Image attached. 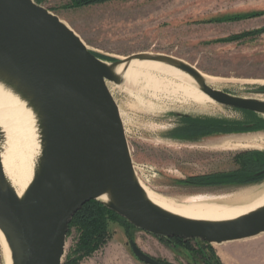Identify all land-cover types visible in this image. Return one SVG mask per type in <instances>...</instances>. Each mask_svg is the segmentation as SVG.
<instances>
[{"label": "water", "instance_id": "95a60500", "mask_svg": "<svg viewBox=\"0 0 264 264\" xmlns=\"http://www.w3.org/2000/svg\"><path fill=\"white\" fill-rule=\"evenodd\" d=\"M133 61L171 66L191 77L217 105L261 118L260 124H227L231 132L215 133L238 138L258 137L264 131V99L259 96L213 88L194 66L166 55L103 59L35 0H0V85L32 112L40 145L32 180L19 195L3 167L0 128V231L12 264H63L70 224L91 201L136 229L169 241L223 244L264 234V206L234 220L214 222L176 215L149 198L134 167L120 108L108 87V83L125 84ZM252 93L264 95V91ZM255 176H264V170ZM129 245L144 264H162L131 238Z\"/></svg>", "mask_w": 264, "mask_h": 264}, {"label": "rangeland", "instance_id": "374dc122", "mask_svg": "<svg viewBox=\"0 0 264 264\" xmlns=\"http://www.w3.org/2000/svg\"><path fill=\"white\" fill-rule=\"evenodd\" d=\"M40 1L103 59L141 53L166 55L194 66L204 75L264 81V0H107L82 5L77 4L82 0ZM108 87L120 108L137 174L163 196L182 200L229 194L233 191L227 188H196L189 181L237 171L241 169L238 156L264 152V140L261 149L228 150L218 145L232 138L230 135L191 130L198 124L208 128L221 123H259L261 118L251 113L220 105L202 108L172 97L155 99L141 86L108 83ZM219 87L242 96L264 89L259 84L238 83ZM257 136L264 138V131ZM108 235L101 249L81 258L78 264H144L134 256L129 238L164 264H248V259L264 263V234L223 244L196 239L178 242L110 218ZM78 240L79 232L74 227L67 236L63 264L77 259L73 252ZM2 256L0 243V264H4Z\"/></svg>", "mask_w": 264, "mask_h": 264}, {"label": "bare ground", "instance_id": "6f19581e", "mask_svg": "<svg viewBox=\"0 0 264 264\" xmlns=\"http://www.w3.org/2000/svg\"><path fill=\"white\" fill-rule=\"evenodd\" d=\"M124 70L125 66L120 69V73H123ZM204 77L208 84L216 89H219L220 84L223 83L259 84L264 86V81L261 80H226L209 75H204ZM134 85L141 86L155 99L163 96L172 97L178 102L180 100L181 103L184 102L202 108L217 105L198 89L196 83L187 74L159 62L133 61L125 74L124 86ZM0 128L4 133L2 161L5 174L18 194L22 195L32 180L35 161L40 152L36 121L25 104L21 103L17 97L1 85ZM263 140L264 138L255 136H243L227 139L218 146L228 150L261 149ZM142 185L155 204L171 213L189 219L214 222L229 221L264 206V187L235 196L177 200L153 191L143 182ZM101 200L106 201V198L103 197ZM0 243L4 264H12L11 253L1 231Z\"/></svg>", "mask_w": 264, "mask_h": 264}, {"label": "trees", "instance_id": "16d2710c", "mask_svg": "<svg viewBox=\"0 0 264 264\" xmlns=\"http://www.w3.org/2000/svg\"><path fill=\"white\" fill-rule=\"evenodd\" d=\"M37 4L41 5L40 0H35ZM107 0H82L77 1V4H92L95 2H103ZM191 130L202 131L205 132H231L232 129L228 127L227 124H215L211 125L208 128H205V125L198 124L193 125ZM110 218H117L128 224V226L135 228L131 224H129L125 219L118 216L116 213L108 210L104 205L97 201H91L87 203L73 218L69 233L72 228H76L79 232V240L74 250V254L77 257L75 260H69L66 264H78L79 260L83 257H87L101 249L110 236L108 235V221ZM68 233V235H69ZM178 242H182V239H173Z\"/></svg>", "mask_w": 264, "mask_h": 264}, {"label": "flooded vegetation", "instance_id": "af4514ba", "mask_svg": "<svg viewBox=\"0 0 264 264\" xmlns=\"http://www.w3.org/2000/svg\"><path fill=\"white\" fill-rule=\"evenodd\" d=\"M264 91V89L254 90V92ZM255 97H263L264 95H257L252 93ZM246 130H254V127ZM236 132L241 133V128H236ZM244 133V132H243ZM248 133V132H247ZM241 169L223 174L206 175L202 178L189 181L191 186L196 188H227L230 191L244 190L251 187H257L264 184V176L256 177L255 175L264 170V152L263 153H245L238 156ZM253 162L259 163L258 165L252 164ZM216 197V196H206ZM162 263V262H161ZM164 264V263H162Z\"/></svg>", "mask_w": 264, "mask_h": 264}, {"label": "crops", "instance_id": "0c3cea01", "mask_svg": "<svg viewBox=\"0 0 264 264\" xmlns=\"http://www.w3.org/2000/svg\"><path fill=\"white\" fill-rule=\"evenodd\" d=\"M262 259V258H261ZM249 261H248V264H264V263H262L261 261L262 260H258V261H254V260H252V259H248Z\"/></svg>", "mask_w": 264, "mask_h": 264}]
</instances>
